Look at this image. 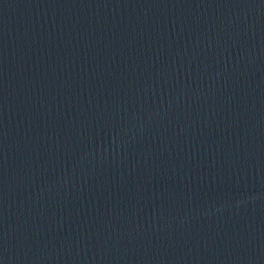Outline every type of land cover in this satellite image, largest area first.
<instances>
[{
    "label": "water",
    "instance_id": "obj_1",
    "mask_svg": "<svg viewBox=\"0 0 264 264\" xmlns=\"http://www.w3.org/2000/svg\"><path fill=\"white\" fill-rule=\"evenodd\" d=\"M0 264H264V0H56L0 75Z\"/></svg>",
    "mask_w": 264,
    "mask_h": 264
}]
</instances>
